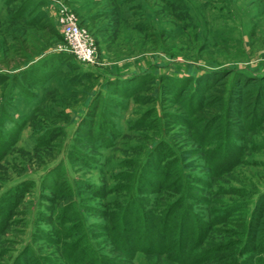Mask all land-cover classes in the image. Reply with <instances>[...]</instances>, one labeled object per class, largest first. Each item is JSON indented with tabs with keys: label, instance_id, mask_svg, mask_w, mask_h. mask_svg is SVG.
Segmentation results:
<instances>
[{
	"label": "rangeland",
	"instance_id": "rangeland-1",
	"mask_svg": "<svg viewBox=\"0 0 264 264\" xmlns=\"http://www.w3.org/2000/svg\"><path fill=\"white\" fill-rule=\"evenodd\" d=\"M61 5L94 40L92 62L66 49ZM263 72L264 0H0V264H25L28 249L68 264L54 240L70 204L68 242L84 234L127 264L102 216L125 197L153 214L152 244L171 242L182 209L196 214L198 264L260 254L245 230L264 202V89L246 90L240 126L226 111L238 76ZM132 264L177 263L137 251Z\"/></svg>",
	"mask_w": 264,
	"mask_h": 264
},
{
	"label": "trees",
	"instance_id": "trees-1",
	"mask_svg": "<svg viewBox=\"0 0 264 264\" xmlns=\"http://www.w3.org/2000/svg\"><path fill=\"white\" fill-rule=\"evenodd\" d=\"M210 82L213 78L208 77ZM223 77L220 80H217L215 85H220L223 82ZM177 81V80H176ZM264 82V72L261 73V76H244V75H239L238 79L235 80L234 85L231 89V98L235 99L237 101V104H229L227 112V120L229 121L228 124H234L236 127L240 126L238 122H240V118L244 113V108H245V96H246V90L253 85H258L257 89V95L258 99L260 98V92L264 89L263 85H261V82ZM213 85V84H212ZM212 87V86H211ZM210 87V88H211ZM204 88V87H203ZM203 88H199V91H203ZM185 90H182V93ZM201 97L204 98V95H201ZM204 101V100H202ZM227 145H230L229 142ZM236 150L239 148L236 145ZM162 157H168V154L165 155L163 153L161 155ZM161 158V157H160ZM157 166V165H154ZM172 173H177V167L175 165L174 159L172 161H168L166 167H164V171L161 173L162 179L160 182L164 183L166 180L170 178V175ZM150 175V174H149ZM169 183V182H168ZM24 184V185H23ZM23 188H27L29 186L28 182L21 183ZM163 187V186H162ZM131 196V195H129ZM140 198V197H138ZM137 198L134 199L133 197H125L123 200L122 204L121 203H115L113 210L109 212H104L102 213V216H106L108 220L110 221L109 227L111 230L114 231L113 237L115 238V243L120 251L123 252V256L126 258V263L127 264H132L134 262V256L137 251H141L146 255L149 254H156L158 256L161 255V257L166 256L169 262L172 263H177V264H198L199 261L203 260V257H205L204 252H199L195 255L191 252V248H188L187 243L188 240L192 235L194 238V245L193 247L196 246V242H201V239H199V236L201 232H204L202 230V223L200 225L199 219H197L196 214L185 211V209L181 210V213L179 217L177 218V227L174 235H172L171 242L170 243H165L162 242L159 245L158 244H152V241L149 242L148 240V233H149V228L148 224H150L153 214L149 213L146 209L143 207L139 206V203H136ZM67 204H70L68 201ZM71 204L63 209L60 210V215L58 217L60 221V229H57L56 235L58 236L59 240L56 241L54 240L55 243L60 244L62 242L64 245L63 250L61 251L65 260L68 262V264H110L108 259L106 257L101 256L98 254L97 250L93 248V246L85 240L86 236L84 234L79 235L74 242L72 241L71 243L68 242L67 238H70L71 233L75 232L76 227H68L64 229L63 227L65 224L68 222L72 221L73 216L72 215H67L69 208ZM9 207V206H7ZM116 208L117 210H115ZM256 211V210H255ZM153 212V211H151ZM166 212H164V217H162V224H165L168 222L166 219ZM169 212V211H168ZM167 212V213H168ZM256 214V222L252 226H249V223L246 227V232H245V238H252V240L255 239H260L261 240V253L255 256H249L246 259L241 258V256L245 253L252 252V249H247L245 248V245H242V249H238L236 251L230 252L225 254L224 256H215L214 261H219L220 263L217 264H264V202L261 205V208L257 209ZM184 215V216H183ZM183 216V217H182ZM188 216L193 220L194 225L191 226L189 224V219ZM48 218V217H46ZM183 219V222L181 220ZM44 220V219H42ZM49 224L50 223V218L45 219ZM44 220V221H45ZM139 220H142V231L146 232L144 233V238L143 239H137L136 237V231L133 227L136 223H138ZM166 220V221H165ZM141 222V221H140ZM184 226L183 230L188 231V226H191L189 230V236H186L185 231H183V234L180 233V229L182 227V224ZM59 225L58 223H56ZM188 227V228H186ZM166 227L161 228V232L165 230ZM63 229L65 232H63ZM168 229V227H167ZM68 230V231H67ZM164 233V232H163ZM81 237V238H79ZM199 239V241H198ZM60 240H65L61 241ZM251 241V240H250ZM249 241V242H250ZM60 242V243H59ZM196 243V244H195ZM263 243V244H262ZM155 246V247H152ZM195 250V249H194ZM23 255L27 256V260H30V264H38L37 258L32 257L33 255L31 252L28 251L23 253ZM32 255V256H31ZM204 255V256H203ZM203 256V257H202ZM202 257V258H201ZM25 262V264H29V262ZM46 261L50 262V264H59L57 260L52 259L50 256L46 259ZM43 264V263H42Z\"/></svg>",
	"mask_w": 264,
	"mask_h": 264
},
{
	"label": "built area",
	"instance_id": "built-area-1",
	"mask_svg": "<svg viewBox=\"0 0 264 264\" xmlns=\"http://www.w3.org/2000/svg\"><path fill=\"white\" fill-rule=\"evenodd\" d=\"M60 25L66 49L80 62H92L95 58L96 48L92 37L76 21L65 7L59 6Z\"/></svg>",
	"mask_w": 264,
	"mask_h": 264
},
{
	"label": "crops",
	"instance_id": "crops-1",
	"mask_svg": "<svg viewBox=\"0 0 264 264\" xmlns=\"http://www.w3.org/2000/svg\"><path fill=\"white\" fill-rule=\"evenodd\" d=\"M112 79V78H111ZM122 79V78H121Z\"/></svg>",
	"mask_w": 264,
	"mask_h": 264
}]
</instances>
